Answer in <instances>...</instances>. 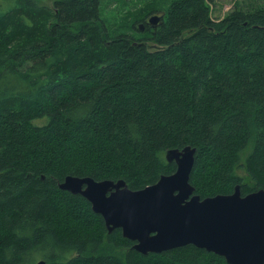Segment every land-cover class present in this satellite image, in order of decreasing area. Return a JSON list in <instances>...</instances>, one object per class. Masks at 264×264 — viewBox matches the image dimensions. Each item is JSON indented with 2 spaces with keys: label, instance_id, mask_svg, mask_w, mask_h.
I'll use <instances>...</instances> for the list:
<instances>
[{
  "label": "trees",
  "instance_id": "1",
  "mask_svg": "<svg viewBox=\"0 0 264 264\" xmlns=\"http://www.w3.org/2000/svg\"><path fill=\"white\" fill-rule=\"evenodd\" d=\"M37 1L0 0V264H226L192 245L141 255L58 184L139 190L191 146L201 198L264 189V6L213 19L206 0ZM108 4L128 10L114 30Z\"/></svg>",
  "mask_w": 264,
  "mask_h": 264
},
{
  "label": "water",
  "instance_id": "2",
  "mask_svg": "<svg viewBox=\"0 0 264 264\" xmlns=\"http://www.w3.org/2000/svg\"><path fill=\"white\" fill-rule=\"evenodd\" d=\"M161 18L156 14L145 22L155 28ZM195 153L191 146L167 150L164 159L175 165L174 172L139 190L123 180L72 175L58 188L86 200L107 233L120 229L141 255L192 245L226 264H264V189L243 194L236 185L229 194L201 198L190 183Z\"/></svg>",
  "mask_w": 264,
  "mask_h": 264
},
{
  "label": "rangeland",
  "instance_id": "3",
  "mask_svg": "<svg viewBox=\"0 0 264 264\" xmlns=\"http://www.w3.org/2000/svg\"><path fill=\"white\" fill-rule=\"evenodd\" d=\"M206 1H209V5L211 8V17L213 19H221L224 16H226L230 11L236 8L247 10L248 8H252V7L255 8L259 6H264V0H206ZM37 2L39 3V5L47 6V7H51L52 4L54 3L53 0H45L42 2L41 1H37ZM126 8L127 7H125L122 11L121 9H119L118 15H116L117 12L114 10L115 8L114 5L112 4H108V6H106L103 9V19L106 21L108 25L111 24L109 28H112L114 30V26H112V24L114 23V18L119 20L121 16H125L126 15L125 13L128 11ZM148 17H146V19ZM143 19L144 18H142V20ZM45 123H46V119L37 120L35 122L36 125H43ZM240 176L243 178L244 183H246L247 175L243 170H240ZM33 259L35 261L36 259H38V256H34Z\"/></svg>",
  "mask_w": 264,
  "mask_h": 264
}]
</instances>
